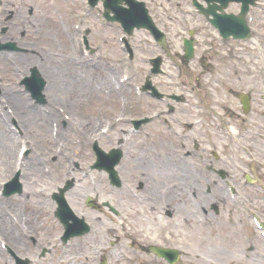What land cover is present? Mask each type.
I'll list each match as a JSON object with an SVG mask.
<instances>
[{
    "label": "rangeland",
    "instance_id": "rangeland-1",
    "mask_svg": "<svg viewBox=\"0 0 264 264\" xmlns=\"http://www.w3.org/2000/svg\"><path fill=\"white\" fill-rule=\"evenodd\" d=\"M6 8L9 9L11 8V11H13V17L10 19L8 22H4V19H2V14L1 9H0V27L2 26H7V31L1 35L0 37V43L5 44L7 42H12L13 45H15L17 50L14 51H2L0 52L1 55L4 56V53L7 52L6 54V65H8L9 70H6L5 66L3 69L0 71V86L2 87L7 86L9 88H14L17 89V93L21 97L20 102L22 103L21 106H24L26 102H30V104H34V101L27 95L28 93L25 91L24 86L21 85L20 79L26 75L29 74V70L31 69L32 65L28 64V62H24L23 60V55L26 52L32 53L36 58L40 56H45V57H51L53 59H56L58 61L63 60L62 67L68 66L72 67V65L77 69L76 72L79 74H86L89 69V65L95 66L93 68L94 71L98 72H104V73H112L113 71L117 70V81H115V77L113 76V79L111 80L112 82L110 83L111 87V92H108L106 89L100 90L99 92H84L83 94V99L84 102L82 103H74V99L69 96V94L66 93L62 94L61 90L57 89L56 93V98L55 102L51 104L54 105L55 109L58 110L64 109L63 111L65 114L70 116V118H73V123L76 122L75 125L77 128L73 133H71V140L69 143H67V151L68 154L73 155L74 157H77L79 160V165L80 169L77 170L74 174V176L79 179L80 184L81 183H86L87 186L84 185V188L90 186L91 184H95V187H100L99 182L94 178L93 173H90L89 168L92 165L94 160V155L92 154L91 151V145H90V140L91 138L98 133H96V130H99V127L103 126L105 124V119L106 117H110V120L114 121V118L117 117V115L120 114L122 110V103H125L126 101L123 100H128L136 96L135 91L133 89V81L131 80V76L134 77L133 79L141 81L142 77L145 76L147 72V63L145 62V58L148 56V54L152 55L154 51H156L157 48L152 46L151 44H148L149 38L148 34L145 31H138L133 33L131 36H129V41L131 43V46L133 47V52H134V59L133 61H128L126 59V52L121 50V46L119 45L118 40L116 39V29L110 30L108 27H102L99 25V20L96 18L94 10H87L84 0H10V3L6 5ZM32 10L31 14H29V10ZM5 15V14H3ZM25 22H22V21ZM175 21L178 22V20L175 19ZM176 22V23H177ZM175 23V24H176ZM202 23V22H200ZM200 23H198V28L200 27ZM204 25V24H203ZM256 26V25H255ZM262 26L260 29L259 27ZM257 26L258 30H260V34H256L257 42L258 38H260L261 43L264 44V17L261 23H259ZM84 27H89L91 30V33L89 34V40L91 45H93L96 53L95 54H88L83 52V48L81 46L80 40H79V35ZM177 28V25H175L173 28ZM172 32H175L173 30ZM201 30V36L205 37L207 34V30H205V27H203ZM179 34L182 35V33H172L168 34V37L171 42V47H175L174 45L177 44L176 40H174L173 36H179ZM210 41L212 44L211 48H206L203 47L204 49L199 48V51H203L205 56L210 57L212 61V65L208 69H205L201 66L200 62H194L195 64V69L191 70L190 74V80L193 82V85H196L200 91H205L208 89L207 86H215L216 90L219 92L218 95H215L214 98V103H217L215 106L219 107L218 105L221 104V106L225 105V103L236 100L233 96L237 97V93H229V89L233 90H240L244 88L245 84L250 82V80L255 77V69L257 68L256 64L252 59L254 58H260V67L259 71L257 68V72H259L261 75H259L260 79L264 80V46L260 49H255L252 48L249 44H247L242 50L235 49L234 46L229 49L228 45L227 47L222 48L219 44V42L216 40V37L212 34H210ZM253 40V38H252ZM252 40H249V42H252ZM72 48V52L71 51ZM102 49V50H99ZM235 53H234V50ZM74 50V52H73ZM74 56L77 62L79 64L75 66L73 64V61H71V56ZM5 57V56H4ZM16 58L18 63L20 64L19 67L14 68L12 65V59ZM45 66L49 69L50 73H44L42 69H40V74L45 77V80L49 81L51 80L50 74L54 75L59 78L61 81V76L62 73L65 72L64 70L62 71L61 65H55L56 63L50 62L47 59L45 60ZM165 65L168 66L170 69V66L168 65L167 62H165ZM61 69H60V68ZM13 71H11V69ZM91 68V67H90ZM208 70V71H206ZM228 73V76L225 77L223 76L224 73ZM130 75V78L128 77L127 80L125 79L122 81L120 78L124 75ZM46 75V76H45ZM89 75V74H88ZM68 76V75H67ZM199 76V77H198ZM183 78V77H182ZM188 78V77H186ZM186 78L184 80H186ZM198 78V79H197ZM89 81H94L91 79H85L84 82H89ZM119 81V82H118ZM187 81H189L187 79ZM118 82L120 83L117 87L118 89L116 91L113 90L114 86L116 85L115 83ZM190 82V81H189ZM216 83V84H215ZM64 85H66V81L63 82ZM131 84V87H130ZM95 88V86H93ZM88 90H90V87L85 86ZM109 88V87H107ZM262 89H264L262 87ZM46 88L44 89L45 92ZM102 92H108L106 93L107 95H102ZM46 93V92H45ZM55 93V92H54ZM58 94V95H57ZM18 95V96H19ZM189 96V95H188ZM137 97V96H136ZM66 99L69 101L66 102ZM191 101L192 98L189 97ZM84 103V104H83ZM209 104H213L211 102V99H208ZM141 106H146L145 103L143 102L140 104ZM153 106L157 105V103L152 104ZM35 106H42L39 103H37ZM152 107L148 110H143L140 109L141 113L143 112H150L152 110ZM25 107V106H24ZM194 109L195 108H190L189 111L183 112V113H188L186 116L193 117L194 114ZM190 111H193L191 114ZM43 112V111H42ZM63 112V113H64ZM203 121L201 122V126H199L197 129V134L199 140L202 139V143L205 144L207 143L208 146L205 148H208V152L203 151L204 155L208 154V158H210V153H209V142L215 141L214 145H219L223 147L221 152L226 156V157H231V159H234V163L236 164L237 158L239 155H242V148L238 146L237 148L232 149L230 148L229 145H226L225 143H228V140L225 139V142L222 144L218 143L219 137L225 136L221 131L219 130L217 125L215 124V121L211 115V112L208 111H203ZM41 113V111H40ZM44 113V112H43ZM62 114V113H61ZM55 115H57L55 113ZM18 116V114H17ZM56 117V116H55ZM55 117L52 116V118H48L46 124L44 125V133L45 136L47 137V140L45 141V147L44 149H40V146H38V141L34 136V127L30 125L28 132L30 133V136L28 135L26 139L29 141V145L31 149L35 146V151L36 153H44V163L43 165L46 167H49V171L51 172L50 169H53L57 161L62 160V156H57L58 159H56L53 163L50 162L49 159H47L46 155H49L50 153H56L57 148L55 141L50 137L49 134V123L50 120H54L57 122V124H60L62 121V118L58 120L55 119ZM9 118H5L3 121V124L8 123V126L10 128L5 129V131L8 130L10 135H13V133L16 135L20 133L23 130L22 125L20 123H17V126H14L11 124V121L8 120ZM34 120V119H33ZM263 120V119H261ZM35 122V120H34ZM37 124V121L35 122ZM235 124H238L235 122ZM2 125V123H1ZM5 126V125H3ZM37 126V125H35ZM105 126V125H104ZM238 127V131L242 134V131L245 129H248L250 126L249 124L243 125H235ZM100 127V128H101ZM155 129H150L153 136L152 140L154 141L153 144L156 146L155 148L158 149V153L156 152L157 155L162 156L165 155L166 149L164 147H157L158 143L161 144L163 142V137L164 135H167L164 131L159 129L158 126H154ZM252 129V130H251ZM252 135L247 134L246 136H237L241 141H239V144L250 146L253 150H255L256 153H258L260 159L264 161V146H260V149H257V146H259V141H260V135L263 136V131L259 130L258 128L251 127ZM149 131V130H148ZM255 135V136H253ZM87 137V138H86ZM91 137V138H90ZM250 137V138H249ZM101 138V137H100ZM163 138V139H162ZM23 140V138H21ZM5 141V136L0 138V150L3 151L4 145L2 144ZM113 139H102L99 141L101 144V147L104 150H108L112 145H115ZM13 146L11 145V150L19 149L21 147V143H16L14 141ZM237 146L238 144H234ZM133 147H128V146H122L123 148H126L124 152L128 154H125L124 159L129 158V163H128V168L126 167V171L130 170V160L132 157H135L137 159L142 158L146 162V160L150 161H155L158 158H156L155 154H153V157L151 156L148 157L149 155L145 153L144 151V145L141 146V144L134 143L132 145ZM176 146V148H175ZM6 149V148H5ZM178 149L179 147L177 143L172 141V145L170 150L168 152H172L174 150ZM60 151V150H59ZM10 153V152H9ZM130 156V157H129ZM170 156H173L171 154ZM5 157H7L4 152L0 156V167L4 166V161ZM56 157V158H57ZM174 157V156H173ZM237 157V158H236ZM65 159V157H63ZM212 159V158H210ZM248 161V160H247ZM240 164H245V162L240 161ZM239 163V162H238ZM12 165V162L10 163ZM258 166V172H263V167H261V164L257 165ZM221 167H226L231 173H233V177H236L234 175H237L238 169L234 167L233 162L229 161L226 163L225 161L220 162ZM160 166L159 162H156V164L153 166L151 165V168L148 169V172H152L153 169L158 168ZM6 167L8 168V165L6 164ZM248 169V166L246 167ZM83 170L84 172L87 173V177L81 178L80 177V170ZM141 171L144 170L143 168H139ZM40 169H36L32 173V177H35V181L39 182H46L50 181L52 182L53 178H49L51 175L50 172L47 175L48 177H43L41 175V172L39 171ZM48 170V169H47ZM46 170V171H47ZM136 169H132L131 173H129V178L132 183H136L135 181L137 180H143L144 174L143 175H138ZM203 172H206L203 170ZM202 177L206 182H213V178H215L214 174H208L202 173ZM153 175V174H151ZM13 174L9 172H3L0 168V183L2 181H5V179L12 177ZM153 178H155V181L157 180V177L153 175ZM59 179L62 180V177ZM177 178H167L164 180V184L167 185V182H175ZM241 177L238 175L234 180L236 182L240 181ZM181 179V181H183ZM211 180V181H210ZM54 181V179H53ZM31 184L30 189L26 188L29 184L25 182L24 188L22 187V192L20 195L15 194L13 196H10V198H5L0 194V201L3 203V206L0 205V218L1 217H6L7 214H10L13 216V213L15 215H18L20 218V215L18 214L17 210L18 208L22 211L23 216H25L26 222H24L21 226V228H18L17 226L11 225V227L7 229L3 226L4 232L1 230L0 232V264H13L11 256H9L8 251L4 250L5 248L2 247L4 245L6 247V244L9 246H13L11 243L8 242V238L6 237L7 233L12 232V235H20L22 239H24V243L27 244L26 246H23L20 250H18L21 255H29L31 259L34 258L35 255L38 254L40 246L41 245H49L50 241H54L56 245H58L57 242V235L58 232L61 229V226L57 223L52 222L51 220V209H52V204L48 202L49 200V193L50 191L46 193H41V194H36L35 193V183ZM166 182V183H165ZM23 184V183H22ZM195 188L197 189L198 186L196 182H194ZM38 185V184H37ZM104 185V183H102ZM158 186V185H157ZM162 187V185H161ZM1 188V184H0ZM252 192L259 193V191L256 188H251ZM1 190V189H0ZM188 191V190H187ZM220 193L223 195V190H219ZM182 195L187 194L186 191L183 190ZM250 192V191H249ZM162 194V193H161ZM83 196L82 194L80 195ZM47 197V198H46ZM179 197V196H178ZM26 198V199H25ZM42 199L45 200V206L44 208L40 207L42 204ZM165 198H161V202L163 203ZM171 200V199H170ZM50 201V200H49ZM215 201V200H214ZM159 202V201H158ZM171 202V201H170ZM178 203V201L173 202L175 205ZM229 206V202L224 198V203ZM18 203L19 207L14 208V206ZM178 205V204H177ZM222 206V205H221ZM41 208L42 210H45V215L43 211H39L37 208ZM3 211L5 212V215L3 214ZM38 216L36 218L40 219V221L43 223L44 220V225L38 226L40 222H32L34 220L33 217ZM226 220L224 221L223 225H221V231L220 233V242H211L204 240L203 238H199L196 236L197 240L199 241L196 243L195 241H191L189 238H191L188 233H184L182 236V241L180 242L181 244L185 245V247L188 249L187 251L190 252V256H183L182 261L183 264H264V238L259 237V235L255 236V238L250 239V241H242L241 237V228H244V233H247L248 235L253 234V228H251V225L249 223V219L247 217L241 221L240 215L234 216L230 215L231 219L234 221L231 224L233 227H230L229 221L230 218L227 219L228 215L227 213L224 215ZM50 220H49V219ZM7 217L4 218L6 221ZM8 220V219H7ZM49 221L52 222L49 223ZM243 222V223H242ZM142 223V222H139ZM197 230L199 229V226L196 225ZM237 229L240 230V236L236 235L235 232ZM34 234L36 238V245H33L28 238L26 237L27 234ZM235 233V234H234ZM5 235L4 239L3 235ZM23 234V236L21 235ZM100 238H97L95 243H100L104 244L107 239V235L109 233L104 232L103 234H99ZM199 235V234H196ZM108 240V239H107ZM5 241V242H2ZM101 241V242H100ZM166 243H178V242H172V241H166ZM83 244V243H82ZM95 247L94 243H90ZM99 244V246H100ZM248 244H253L254 250L252 251H245V246ZM88 244H84L86 246V251H81V249L78 246L73 247V243L71 244V247L59 249V246L56 247V250L53 252V254H47L44 256V258L38 259V261H34L33 264H89L92 261H96L98 259V252L97 255L92 257L90 259L91 261L89 262V259L84 260L82 255H86V252L89 247H87ZM198 246V247H197ZM27 248V249H25ZM13 249V247H12ZM16 249V248H14ZM97 251V249H96ZM203 251V252H201ZM116 255L118 257H114L111 259V264H135L133 262L134 260H139L138 256H133L131 251L124 247L123 248H117L116 250ZM64 254V255H63ZM127 255V256H126ZM132 256L134 258H132ZM130 257L129 260L132 262L127 263L126 258ZM141 259V258H140ZM89 262V263H87ZM149 262L148 260L145 259V263ZM92 264V263H91Z\"/></svg>",
    "mask_w": 264,
    "mask_h": 264
},
{
    "label": "bare ground",
    "instance_id": "bare-ground-1",
    "mask_svg": "<svg viewBox=\"0 0 264 264\" xmlns=\"http://www.w3.org/2000/svg\"><path fill=\"white\" fill-rule=\"evenodd\" d=\"M22 22H25V21L23 20ZM70 52H72V48H71ZM73 52H74V50H73ZM22 57H23V59L22 58L21 59L23 60V64L26 61L28 62V64H34L35 66H37V69H39V70L42 69V71L45 74L50 73L49 69L44 64L46 59L50 62L56 63L55 65H57L58 63H59L58 65L63 64V60L58 61V60L53 59L51 57H45V56H40V57L36 58L31 53H28L26 55L23 54ZM71 61H73L74 65L77 64L76 59L74 58L73 55L71 56ZM0 62L2 65H4L5 57L0 56ZM4 66H5L6 70H9L8 65L5 64ZM61 68L60 69L62 71L63 70L65 71L62 73L61 81H58V80H60V77L59 78L57 77L55 79L56 81L54 83H52V88H53V90H55V89L59 90L60 89L62 94L63 93L65 94L67 91L69 96L74 99V103L84 102V99H83L84 92H99V89L100 90L106 89L108 92H111L110 83L112 82L111 80L113 79L111 74L94 71L92 69H90L92 71H88L86 74H84V73L79 74L78 72H76L77 69H75V67L73 65H72V67H68V66L62 67V65H61ZM11 71H13V69H11ZM91 78H92V80H94L93 82L92 81H89L88 83L84 82L85 79H91ZM64 81H66V85L63 84ZM85 86L90 87V90L85 88ZM93 86H95V88ZM107 87H109V88H107ZM8 90H10V91H8ZM113 90H115V86H114ZM108 92H106V93H108ZM106 93L102 92L101 94L104 96V95H107ZM18 95L19 94H17V93H13V90L6 88L4 86L2 97L4 98V100L6 102L10 103L9 106L12 107V109L14 108L17 111V113L19 114L18 116H20L22 119H24L23 120L24 123H22V125L27 123V127L25 126L26 134H24V135L25 136L29 135L28 129H29L30 125H32L34 127V134L32 136H34L36 138V140L38 141V144H39L38 146H40V149L43 150L45 147V141L47 140V137L45 136L43 127L46 124L49 116L46 114L44 115L42 112L40 113L41 109L32 110V109H28L27 107L21 106L22 103L20 102V100H21L20 96H22V95H19V96ZM67 101L68 100L66 99V102ZM44 108L47 109L50 114H55L54 111H57V110L50 109V106L47 104ZM6 116H7V114L5 115V113L2 111V108L0 107V118L3 119ZM56 116H57V118L62 117L60 114V110L57 111ZM33 119L35 120V122L37 121V124H35ZM35 125H37V126H35ZM49 125L51 126V124H49ZM51 129H52V127H51ZM3 136H5V141L2 144L7 148L2 149L3 151L0 150V156L4 152V154L7 156V157H5L6 159L4 161V164H7L8 165L7 170L12 172V170L15 169V167L13 165L11 166V164H10V162H12V155H13V154H11L12 150L10 151V149H11L10 145H13L12 141H15L16 137L13 135L8 136V133H5V132L0 134V138H2ZM168 153H170V152H168ZM14 158H15V160H14V164H15V162L18 158L17 155L14 156ZM22 162L23 161H21V159H20V163H21L20 165H22ZM156 162L165 164L164 165L165 168H162V170H160L156 174L158 179H161L164 177H170V176L176 177L178 175H181L183 178V176L186 177L188 175V173H186V171L183 169L184 166L180 165L181 163H178V161H176V158L175 159L171 158L170 154H167L164 157L161 156L158 159V161H156ZM155 163H152V164H155ZM31 167H35V168L39 169V166H38L36 160H32V162L31 161L29 162V166H27L26 171L30 170ZM23 178H24V180H26L27 183H31V181H32L27 172H24ZM179 190L180 189H174V190L170 191L168 189V187H164V186L162 187L163 194H170L173 196L176 195L177 193L180 194L181 192ZM77 194H78V191L74 195L77 196ZM188 197L189 196L183 195V199L186 198L185 199L186 202L190 201ZM45 205H46L45 200L42 199V204L40 207L44 208ZM17 207H19V205H17ZM40 207L37 209L39 211H41V212L43 211V213H45V210H42ZM179 209H180V213H182L181 208H179ZM22 218H24V220L26 219L25 216ZM2 224H3V221L1 220L0 221V229L3 227ZM87 254L88 255H86V256L92 257L91 255H93L94 252L89 250ZM83 258L85 259L84 255H83Z\"/></svg>",
    "mask_w": 264,
    "mask_h": 264
}]
</instances>
